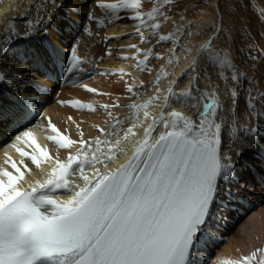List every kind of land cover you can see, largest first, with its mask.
Returning <instances> with one entry per match:
<instances>
[{
	"label": "snow or ice",
	"instance_id": "obj_1",
	"mask_svg": "<svg viewBox=\"0 0 264 264\" xmlns=\"http://www.w3.org/2000/svg\"><path fill=\"white\" fill-rule=\"evenodd\" d=\"M49 3L52 10L46 19L35 23L27 21L29 30L23 33L12 26L5 43L11 44L19 35L33 34L42 24L46 31L56 11L63 8L58 0H49ZM171 3L172 0H157L156 6L143 12L141 0H116L114 3L96 0V7L111 10L113 14L130 10L132 15L127 18L136 21L134 34L140 44H148L153 38L157 44L171 42L166 65L177 59L178 49L192 56L188 66L192 73L189 85L177 93L174 89L179 78L170 79L166 92L162 93L158 86L162 75H173L165 72L166 65L162 66L153 81L155 94L137 103L140 93L135 89L145 87L143 82L137 85L135 80L132 84L125 81L128 98L134 102L100 107L110 117V107L134 109L136 119L142 114L144 120L125 127L122 118L114 117L107 131L100 129L101 134L90 140H85L80 131V140L73 141L49 121L48 127L55 135L48 139L59 149L77 143L79 147L66 159L58 154L54 166L42 180L24 179L25 172L31 171L25 161L30 160L40 168L42 158H52L32 139L30 129L17 135L11 147L21 157L19 164L5 153L4 163L11 170L0 167V264H194L192 258L214 214L221 185L229 181L237 167L232 156L222 152L221 130L225 121L220 115L222 105L217 90L200 89L201 74L197 68L201 61L215 63L220 69L228 68L236 87L244 74L238 75L227 54L222 57L214 47L218 34L226 31L223 17L212 23L211 34L205 33L206 42L195 50L192 46L181 48L185 32L189 38L198 35L188 31L191 24L178 28V35L172 32L161 35L160 21L168 19L162 9ZM260 13L264 20V8ZM88 19L95 18L89 13ZM126 51H133V55L123 59L136 60L135 68L141 72L151 71L148 68L150 58L164 59L159 53L154 56L153 48L142 49L137 44L128 45ZM106 54L111 55V52ZM261 56L264 57V51ZM251 59L257 57L251 56ZM67 61L66 73L84 63L77 56L76 46L72 47ZM101 74L118 75L121 79L127 75L123 69ZM184 74L182 72L181 76ZM204 75L207 76V72ZM220 76L225 81L229 79L223 71ZM3 79L5 75H0V80ZM82 87L89 92L97 91L87 85ZM236 87L230 89L233 109L238 95ZM181 98H189L193 108L202 105L195 119L171 107L170 101ZM260 99L264 100V94ZM161 101L160 112L151 114L149 106ZM60 103L77 110L94 109L92 103L79 100ZM248 106L251 107V103ZM137 127L143 128V136L135 142L131 155L124 163L109 168L110 162L126 155L124 142L136 135L134 129ZM262 130L260 127L244 129L245 142L250 140L249 149L258 146ZM22 139L31 142V152L17 147ZM243 153L241 149L235 155L240 157ZM89 168L92 169L90 175L85 171ZM77 172L82 184L71 179ZM60 191L70 194L62 199ZM212 264H264V249L257 248L237 260H216Z\"/></svg>",
	"mask_w": 264,
	"mask_h": 264
},
{
	"label": "bare ground",
	"instance_id": "obj_2",
	"mask_svg": "<svg viewBox=\"0 0 264 264\" xmlns=\"http://www.w3.org/2000/svg\"><path fill=\"white\" fill-rule=\"evenodd\" d=\"M144 1L141 0V11L147 12L149 10L146 9ZM258 1L259 6L264 8V0ZM58 2L63 3V8L56 11L53 22L47 26L46 31L43 30L45 26L42 24L33 34L27 37L19 35L11 44H6L5 37L10 35L12 26H15L18 33L28 31L27 21L31 20L35 23L46 19L52 9L49 0H0V66L3 67L0 75H5V79L0 80V113H2L0 115V167L8 168V170L11 169L4 163L5 153L18 164L21 157L11 149V144L1 147V142L18 128V123L19 126L22 124L26 113L51 121L61 134L77 142L81 138L80 131L83 132L85 140L99 136L100 129L107 131L114 117L122 118L125 127L131 126L132 123L139 124L144 117L141 114L137 120L134 109L110 107L108 109L112 113L110 117L100 105L132 104L134 101L128 98L125 81L132 84L134 80L137 85L143 82L145 86L135 89L140 93L136 102L143 103L155 94L156 86L153 85V81L161 67L166 65L170 55L171 42L155 44L153 42L155 38H153L148 44H140L138 36L134 34L136 21L127 18L132 15L130 10H121L115 14L107 9L98 8V10L96 0H58ZM103 2L114 3L116 0H103ZM211 7L213 11L207 5L201 4L195 10L196 17L190 18L195 16L192 12L183 19L180 16L175 29L169 31L165 25L160 29L161 35L170 32L178 35V28L183 29L185 25L199 22L204 16L207 17L206 13L213 16V22L223 17L226 31L218 34L214 47L221 52V56L226 49L229 60L230 55H234L235 61H230L238 75L244 74L240 85L236 87L230 79L232 71L228 68L220 69L217 64L206 61H201L197 68L201 74L200 89L202 91H211L213 88L217 90L222 105L220 115L225 121L221 130L222 152L232 156L237 167L229 181L221 185V191L214 205V214L208 221L207 230L202 236L198 251L192 258L194 264H212V261L216 260H237L241 256L251 254L257 248L264 249V130L260 133V141L255 149L248 148L250 140L245 142L244 133L245 128L264 129V100L260 99L261 94H264V57L261 56L262 48H264V20L261 19L260 12L249 9L242 15L238 14V18L237 11L230 0H211ZM94 9V12H99L98 27L101 32L93 37H83L80 42L77 33L83 30L84 20L88 19L89 13L94 14L92 13ZM57 12H61L62 17L58 16ZM213 22L205 25L202 32L191 38L187 37L185 32L186 38L181 41V48L192 46L195 50L196 47L205 43L207 40L205 33L211 34L209 29ZM166 26L174 27L172 18L168 20ZM74 33L76 34L74 38H79L80 43L76 53L85 58L84 63L74 72L83 75L84 71H87L90 74L87 77L82 76L75 82L79 84V89L67 87L75 84L68 81L61 88L56 59L48 50H52L55 56L57 49L61 51V54L69 53L73 44H70V37ZM98 37L105 46L101 53L93 55L95 39L97 40ZM107 37H120V39L109 40ZM131 44H137L142 49L153 48L154 56L159 53L164 59L150 58L148 68L151 71L141 72L135 68L136 60L123 59L125 56L133 55V51H126L127 46ZM109 51L111 55L106 54ZM69 56L70 53L65 59ZM251 56H256L257 59L252 60ZM176 57L177 59H173L172 63L165 67V72L173 75L171 77L162 75L158 85L162 93L166 92L170 79L179 78L178 85L174 89L177 93L186 90L189 85L192 73L188 66L192 56L178 49ZM121 69L127 74L123 79L118 75L101 74L110 71L119 72ZM185 69L188 71L185 72ZM221 71L229 77L227 81L221 78ZM91 72L94 74L91 75ZM182 72L185 73L183 76H181ZM205 72L207 76L204 75ZM82 85L97 91L89 92ZM233 87H236L238 93L234 109L230 92ZM70 100H79L85 104L92 103L94 109L77 110L60 103V101ZM170 103L172 108L191 115L194 119L202 110V105L196 108L191 107L189 98H181L180 101L173 99ZM249 103L251 107L248 106ZM161 104L162 101L150 105L148 111L151 114H158ZM69 117L72 119L70 120ZM25 130L28 129L24 128L23 131ZM134 132L136 135L130 136L129 140L124 142L126 155H120L118 159L110 162L109 168L117 167L126 161L128 155H131L135 142L143 136V128L137 127ZM39 146L47 151L52 159L42 158L40 168L32 165L30 160L25 161L31 171L25 172L24 179L31 182L45 178L54 166L55 157L58 154L66 159L69 153L75 154L79 147L77 143L70 145L67 149H59L49 139H43ZM32 148V146H25L22 150L31 152ZM241 149L245 153L237 157L235 153ZM85 171L90 175L92 169ZM71 179L77 183H83L78 172ZM59 194L62 199H66L70 193L60 191Z\"/></svg>",
	"mask_w": 264,
	"mask_h": 264
},
{
	"label": "rangeland",
	"instance_id": "obj_3",
	"mask_svg": "<svg viewBox=\"0 0 264 264\" xmlns=\"http://www.w3.org/2000/svg\"><path fill=\"white\" fill-rule=\"evenodd\" d=\"M248 1L249 0H230V3H232L233 7L237 11V13H236L237 16H238V14L242 15L244 13V11H246L248 9L249 10H253V11L256 10L257 12H260L261 7L259 6V1L258 0H254V1L251 0L250 3ZM144 2L146 4L145 7H147L146 9L150 11L152 7L156 6L157 0H145ZM201 4L207 5L211 9V11H213V8L211 7V0H172V3L170 5H168L166 7V9H162L163 11H166L168 19L167 20L161 19L160 22H161L162 26L165 25L166 29L171 31V30H173V29H175L177 27L178 21L180 20V16H182V19H183L187 14H190V13L192 14V12H193V13H195L194 14L195 16H191L190 18L196 17L197 11H195V10ZM87 5L91 6V4H87ZM250 6H252V8ZM142 7H144V5H142ZM94 11H95V9L92 10L93 13H94ZM206 14H207V17L204 16L199 22L193 24L192 27L188 28V30L189 31H194V32H197V33L202 32V30L205 27V25L210 24L211 22H213V16H210L208 13H206ZM170 18H172V21H173V26H174L173 28H170V27L166 26L168 24V20ZM207 18H209V20H207ZM238 18H239V16H238ZM96 23L98 25L100 23V20L96 21ZM87 24H88V26H87ZM90 26L93 29L94 28V22L89 21L86 18L84 20V22H83V30L80 31L79 33H77L78 37L80 38V42H81V39L83 37H86V38L93 37V36H95V35H97V34H99L101 32L99 30L100 28L98 26L95 27V29H98V30L89 31L88 27H90ZM185 27H186V25H185ZM81 33H83V34H81ZM70 38H71L70 44L73 43L72 46L80 47L79 38L75 39L74 36L73 37L71 36ZM72 39H73V41H72ZM100 39L101 38H99V37L97 38V40L95 39V43L94 44H96V45L93 47V49H94L93 55L101 53V51L103 50V48L105 46V43L102 42ZM153 42L156 44V39ZM240 45L242 46V44H240ZM262 50L264 51V48H262ZM224 53L227 54V50L226 49L222 52V56L224 55ZM230 60H234L235 61L234 55H230ZM74 88L77 89V87H74ZM74 88H72V89H74Z\"/></svg>",
	"mask_w": 264,
	"mask_h": 264
}]
</instances>
